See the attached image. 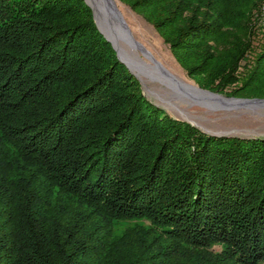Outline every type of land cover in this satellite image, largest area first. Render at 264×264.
Returning a JSON list of instances; mask_svg holds the SVG:
<instances>
[{"label":"trees","instance_id":"trees-1","mask_svg":"<svg viewBox=\"0 0 264 264\" xmlns=\"http://www.w3.org/2000/svg\"><path fill=\"white\" fill-rule=\"evenodd\" d=\"M118 1L201 89L264 99V0ZM0 264H264V138L153 105L83 0H0Z\"/></svg>","mask_w":264,"mask_h":264},{"label":"rangeland","instance_id":"rangeland-1","mask_svg":"<svg viewBox=\"0 0 264 264\" xmlns=\"http://www.w3.org/2000/svg\"><path fill=\"white\" fill-rule=\"evenodd\" d=\"M92 1L101 9L102 0ZM114 1L130 30L133 41L138 46L131 39H125L124 36L120 35V28H116L118 34L108 32L112 38L107 36L111 40L105 36L113 43L117 51L116 54L112 48L115 56L118 55L124 64L120 63L138 81L141 92L148 101L164 110L169 117L185 121L211 136L264 138V108L226 105L210 99H198V97L202 98L201 94L192 91L187 85L202 91L207 90L201 89L195 83V79L187 76L168 45L164 43L152 25L139 13L132 11L118 0ZM125 41L131 45L133 51L128 50ZM131 57H135L144 67L133 61L139 69L134 70ZM156 64L166 70L170 76ZM136 65L135 67H137ZM168 77L179 82L186 89L178 87V84L171 82L167 79ZM212 94L228 98L220 94ZM131 226H133L132 223L126 222L117 225L114 229L115 235H121Z\"/></svg>","mask_w":264,"mask_h":264},{"label":"water","instance_id":"water-1","mask_svg":"<svg viewBox=\"0 0 264 264\" xmlns=\"http://www.w3.org/2000/svg\"><path fill=\"white\" fill-rule=\"evenodd\" d=\"M102 1H103V3H102L103 7L101 6V9L97 8L96 10H95V8H92V6L88 5L86 1H85V4L91 9L93 21L95 23L96 28L102 34V36L105 38V40L107 42H109L111 44L112 48L116 51L113 43L105 36V33L99 28V26H98L99 21H100V24H102L104 27H106L107 32L114 33L113 30H116V28H120L121 31L123 32V34L126 35L128 39H131L133 41V38L131 36L130 30H129L125 20L123 19L121 12L117 8L115 1L114 0H102ZM116 34H118L117 31H116ZM135 45L138 46L136 43H135ZM116 54H117V51H116ZM117 58H118V55H117ZM118 60H119V62L123 63L119 58H118ZM157 66H159V65H157ZM160 68L163 72H165L167 75H169L166 70H164L162 67H160ZM187 86L190 89H193L202 95L201 96L202 98L198 97V99H200V100L201 99H210V100H214V101L226 104V105L264 108V99L224 98V97L212 94V93L207 92V91L199 90V89L192 87L190 85H187ZM189 95H191V94H189Z\"/></svg>","mask_w":264,"mask_h":264},{"label":"bare ground","instance_id":"bare-ground-1","mask_svg":"<svg viewBox=\"0 0 264 264\" xmlns=\"http://www.w3.org/2000/svg\"><path fill=\"white\" fill-rule=\"evenodd\" d=\"M86 2H87V4H89L90 6H92V8H95V10L97 9V8H99V6H97L96 4H94V2L92 1V0H85ZM102 23V22H101ZM98 26H99V28L105 33V35L107 36H109L110 38H112L110 35H109V33L106 31V29H104L105 27L102 25V24H100V21H99V23H98ZM114 32H116V30H114ZM119 32H121V34L120 35H122V36H124V38L126 39L127 38V36L126 35H124L123 34V32L122 31H119ZM107 36V37H108ZM108 37V38H109ZM109 38V39H110ZM111 40V39H110ZM125 43L128 45V50L129 51H131L132 49H131V45L130 44H128V42L127 41H125ZM133 51V50H132ZM132 58V57H131ZM137 63V64H139L140 62H138V60L135 58V57H133L132 59H131V62H132V64L134 65V67H133V69L134 70H139L138 69V66L134 63ZM131 64V65H132ZM135 65L137 66V67H135ZM140 65H141V67H144L141 63H140ZM163 74V73H162ZM163 75H166V74H163ZM169 76V75H168ZM167 79H169L171 82H173L174 84H178V87L180 86V87H182V88H184V89H186L183 85H181L179 82H176L174 79H172L171 77H168ZM173 80V81H172ZM192 91H194V92H197V91H195V90H193L192 89ZM199 93V92H198ZM202 96V95H201Z\"/></svg>","mask_w":264,"mask_h":264}]
</instances>
